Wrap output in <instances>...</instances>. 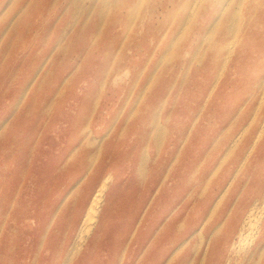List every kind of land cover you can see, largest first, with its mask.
I'll list each match as a JSON object with an SVG mask.
<instances>
[{
  "label": "rangeland",
  "instance_id": "rangeland-1",
  "mask_svg": "<svg viewBox=\"0 0 264 264\" xmlns=\"http://www.w3.org/2000/svg\"><path fill=\"white\" fill-rule=\"evenodd\" d=\"M263 115L264 0H0V264H139L93 231L79 244L80 222L106 176V196L160 209L154 170L177 154L190 185L188 164L218 162L176 205L182 227L226 237L252 198L229 169L240 143L221 142ZM240 245L223 264H264V241Z\"/></svg>",
  "mask_w": 264,
  "mask_h": 264
},
{
  "label": "bare ground",
  "instance_id": "bare-ground-1",
  "mask_svg": "<svg viewBox=\"0 0 264 264\" xmlns=\"http://www.w3.org/2000/svg\"><path fill=\"white\" fill-rule=\"evenodd\" d=\"M210 26L212 24L206 25L205 28ZM225 40L226 38H223L222 41ZM247 120L248 116L241 123L239 120L240 129L228 132L226 139L221 142L222 147L230 143L233 146L240 143L229 169H234L232 180L240 173L242 176L247 174L246 181L248 179L251 181L247 191L252 198L244 207L241 206L238 209L232 207L229 210L228 215L230 216L227 220H229L230 229L226 237L225 232H222L218 226L209 225L211 227L207 226V228L202 226L200 231H197L202 219L196 223L193 222L190 228L182 227L181 218L176 215V205L181 203L180 209L185 207L184 195L189 192V189L197 188L204 180H207V177L216 171L213 169H218V162L214 165L213 171L208 165L188 164L190 172H194L192 169L198 172L193 179L195 182L190 185L189 177L181 175L184 167L180 175L175 172V164L181 160L180 155L177 154L174 166L173 163H168L169 165L166 164L160 169L158 165V168L154 170L153 185L156 193L160 195L168 188L172 190L164 199L162 207L156 211L149 209L148 201L147 204L141 205L139 214V198L135 196L138 191L121 199H112L110 192L106 196L104 191L107 176L104 177L85 208L78 229V243H82L93 231V234L97 235L96 239L103 242L108 260H111L120 248H124L121 254L123 256L128 251L129 245H135V248L130 249L127 257L132 254V259H136L139 254V264H206L208 257H210V264H223L225 250L227 249L229 253H238L242 250L240 242L245 240H251L254 245L241 256V260L256 255L264 241V170H258L264 167V115L261 122L254 123L251 120L247 124ZM140 134L137 130L134 141L138 145ZM108 155L112 157L115 152L111 151ZM190 163L193 162L190 161ZM179 180L185 185V191L180 194L176 189ZM169 182L171 183L168 184ZM223 188L224 184L218 186V194L223 192ZM130 204L136 206L133 208ZM152 213L162 215L164 218L161 221L155 218L147 221V217ZM234 233L238 238L236 242L232 241ZM93 241H90L88 246L94 244ZM212 253L214 256H211ZM230 260L229 255L226 258L227 263Z\"/></svg>",
  "mask_w": 264,
  "mask_h": 264
}]
</instances>
